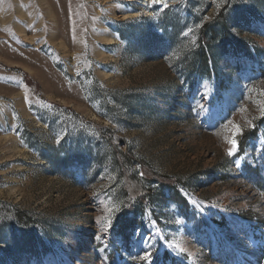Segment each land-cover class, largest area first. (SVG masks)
Wrapping results in <instances>:
<instances>
[{
	"label": "rangeland",
	"instance_id": "374dc122",
	"mask_svg": "<svg viewBox=\"0 0 264 264\" xmlns=\"http://www.w3.org/2000/svg\"><path fill=\"white\" fill-rule=\"evenodd\" d=\"M167 4L0 0V264H264V0Z\"/></svg>",
	"mask_w": 264,
	"mask_h": 264
},
{
	"label": "trees",
	"instance_id": "16d2710c",
	"mask_svg": "<svg viewBox=\"0 0 264 264\" xmlns=\"http://www.w3.org/2000/svg\"><path fill=\"white\" fill-rule=\"evenodd\" d=\"M113 146H115L113 144ZM116 149V147H115ZM121 156H124L123 153H121L120 151H114V156H113V160L115 162V164L118 166V168L121 169V176L122 177H125L128 176V170H127V163L124 162V159L122 160L123 157ZM125 191H126V194L127 195H130L131 197L132 196H140V193L141 192H144V187L143 185L137 180V179H134V178H129L128 179V187H125Z\"/></svg>",
	"mask_w": 264,
	"mask_h": 264
},
{
	"label": "snow or ice",
	"instance_id": "6c2138e0",
	"mask_svg": "<svg viewBox=\"0 0 264 264\" xmlns=\"http://www.w3.org/2000/svg\"><path fill=\"white\" fill-rule=\"evenodd\" d=\"M152 3L153 4H156V3H161V4H163V6L165 7V8H167L168 7V4H167V0H152ZM189 31H191V29H189ZM185 35H187V33H185ZM259 111H260V116L261 117H264V105H261L260 106V108H259ZM249 124H250V126H251V122H249ZM233 128H234V132H233V139H231L230 141H228V143H230V145H231V147H230V149H229V155H233L234 154V152L237 150V148H238V142H237V140L235 139V137L236 136H239V135H241L242 134V129L239 127V126H237V125H233ZM113 209H109V211H112ZM109 223H110V221H109ZM150 255V254H149ZM149 255H146L145 257H144V259L145 260H147V259H149Z\"/></svg>",
	"mask_w": 264,
	"mask_h": 264
},
{
	"label": "bare ground",
	"instance_id": "6f19581e",
	"mask_svg": "<svg viewBox=\"0 0 264 264\" xmlns=\"http://www.w3.org/2000/svg\"><path fill=\"white\" fill-rule=\"evenodd\" d=\"M127 1L134 2V3L138 4V5H141L144 8V12L149 13V11L147 9H145V8L148 7L149 4H151L152 0H127ZM167 3H168V0H167ZM158 4L163 6V4H161V3H158Z\"/></svg>",
	"mask_w": 264,
	"mask_h": 264
}]
</instances>
